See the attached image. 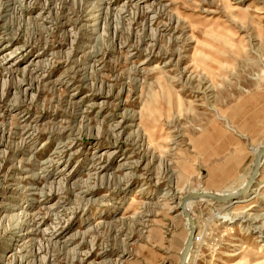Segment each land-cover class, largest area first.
<instances>
[{"label": "rangeland", "instance_id": "374dc122", "mask_svg": "<svg viewBox=\"0 0 264 264\" xmlns=\"http://www.w3.org/2000/svg\"><path fill=\"white\" fill-rule=\"evenodd\" d=\"M263 144L264 0H0V264H179ZM254 194L194 264H264Z\"/></svg>", "mask_w": 264, "mask_h": 264}, {"label": "bare ground", "instance_id": "6f19581e", "mask_svg": "<svg viewBox=\"0 0 264 264\" xmlns=\"http://www.w3.org/2000/svg\"><path fill=\"white\" fill-rule=\"evenodd\" d=\"M195 64H197V63H195ZM194 68H195V66H194ZM263 146H264V144L261 145L255 151V153H256L255 157L259 154V152H261V148ZM255 157H254V164H255ZM263 160H264V151H263V155L261 157V166H262ZM260 171H261V167H260ZM259 175H260V173H259ZM249 178H250V176H249ZM249 178L246 180V182L240 188H238V189H236V190H234L232 192H220L218 190H215V191L207 190V191H199V192H202V193H214V194H221V195L231 194L233 192H236V191L242 189L249 182ZM255 184H256V182L251 186V188L249 189V191L246 194L242 195L241 197L237 198L236 200L220 202V201H217V200H214V199H211V198L199 197V198L188 199L185 202L182 201V203L180 205V209H181L183 215L185 216V218L188 220L190 233H191V224H190V222L192 221L193 225L196 228V234H197L196 220L193 218V216L191 214V211H190V209L188 207L189 203L192 200L204 198V199L213 200L215 202L223 203V204H221V206H219L220 208L216 207V208L219 209L217 211V214H222L221 210H223V209L226 210V209L230 208V209L234 210V209H239V208L243 207L244 205H248V204L253 203L255 198H256V194H254V192L260 190L261 186H264V184L261 185V184L257 183L256 186L254 187ZM252 190H254V192H252ZM195 193H197V192H195ZM135 200H136L135 197L132 196V201H135ZM215 205H217V203H215ZM222 217L223 218H228L229 214H223ZM190 233H189V235H190ZM196 234H195L194 240L192 241L191 246H190V248L188 250L187 257H186V260H185V264H194L195 261H196L195 250H194V248H192L194 241L196 240V242H197L199 240V233L197 234V236H196ZM189 235H188V237H187V239H186V241L184 243L183 249H184L185 244H186V242H187V240L189 238ZM182 250H181V252H182ZM180 258H181V253H180ZM179 264H180V261H179Z\"/></svg>", "mask_w": 264, "mask_h": 264}, {"label": "water", "instance_id": "95a60500", "mask_svg": "<svg viewBox=\"0 0 264 264\" xmlns=\"http://www.w3.org/2000/svg\"><path fill=\"white\" fill-rule=\"evenodd\" d=\"M264 151V146L261 148V152L255 157V164L252 168L251 175L249 178V182L240 190L233 192L231 194L227 195H221V194H214V193H202V192H191L187 194L183 198V202H185L188 199H193V198H199V197H205V198H211L220 202H226L230 200H236L237 198L241 197L242 195L246 194L251 186L257 181V177L259 176L260 173V167H261V157L263 155ZM191 224V233L189 235V238L185 244L184 249L181 252V258H180V264H185V260L187 257L188 250L191 246L192 241L194 240L195 234H196V228L193 225L192 221L190 222Z\"/></svg>", "mask_w": 264, "mask_h": 264}]
</instances>
